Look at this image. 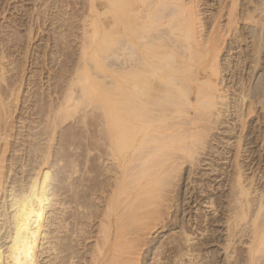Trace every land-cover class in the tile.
<instances>
[{
    "label": "bare ground",
    "instance_id": "obj_1",
    "mask_svg": "<svg viewBox=\"0 0 264 264\" xmlns=\"http://www.w3.org/2000/svg\"><path fill=\"white\" fill-rule=\"evenodd\" d=\"M199 7L198 0L102 3L97 35H89L84 44L86 51L96 43L97 64H79L77 76L54 112V125L43 132L48 143L30 145L26 157L30 168L21 187H13L19 200L12 201L11 207L20 209L14 219L6 217L1 222L7 237H0V250L6 246L11 251L5 258L8 262L27 264L35 244L34 264H143L149 248L145 236L159 224L153 223L156 219L151 215L169 193L170 201H180L179 189H169L173 179L188 159L201 152L198 149L209 141L213 128L209 124L212 115L222 112L217 108L222 97L217 78L223 41L214 32L206 37L199 30ZM93 104L103 114L105 139L70 138L81 148L71 154L69 138L59 134L60 141L52 150L55 126ZM1 131L0 141L6 138ZM95 145L99 153H91ZM101 145L105 150L99 149ZM5 149L0 154V196L5 191V167L11 166L4 164ZM105 159L112 161L111 175L100 178L106 173L101 168ZM241 169L237 163L236 198L241 205L235 213L237 225L250 211ZM44 209L49 216L42 215ZM263 211L261 204L252 215L259 219ZM6 215L5 208L1 216ZM21 221L29 222V230ZM43 230L47 232L44 238ZM39 239L41 245L46 239L43 250H36ZM253 239L250 264H262V255L257 253L263 252L259 249L264 245L263 221L254 222ZM192 255L189 262L193 263L197 255L194 259ZM3 260L0 258V264Z\"/></svg>",
    "mask_w": 264,
    "mask_h": 264
},
{
    "label": "rangeland",
    "instance_id": "obj_2",
    "mask_svg": "<svg viewBox=\"0 0 264 264\" xmlns=\"http://www.w3.org/2000/svg\"><path fill=\"white\" fill-rule=\"evenodd\" d=\"M198 1L202 19L198 23L199 30L206 37L214 32L223 41L218 60L220 73L214 78L219 79L222 95L217 106L220 110L215 112H222L212 115L213 123L209 124L214 129L207 137L209 141L198 149V153L201 152L188 159L177 179H173L169 189H179L180 201H170L169 193L158 203L157 213L151 215L156 219L153 223L159 224L145 236L149 248L143 264H205V261L206 264H250L253 225L255 221L264 222V211L262 217L260 214L259 219L254 218L259 205H264V0H235L238 5L233 11L234 0ZM103 2L105 0H0V131L6 137L0 141V154L6 147L4 164L11 165L10 169L5 167L3 175L0 237H7L1 229L2 219H14L20 209L17 205L11 207L12 201L19 200L13 195V187H21L30 168V162L26 161L30 145L48 143L49 138L43 132L54 125V112L58 111L67 88L77 76L79 64L85 62L88 67L97 64L96 43L86 51L84 44L89 35L94 37L98 30ZM107 79L110 82L111 78ZM97 109L93 104L84 111L78 109L80 112L76 115L64 117L63 122L55 126L51 149L60 141L59 134L69 138L71 154L81 151L75 142L71 143L77 135L76 140L81 137L79 141L105 139L103 114ZM95 146L91 153L99 151ZM102 147L105 150V145L99 149L103 150ZM111 162H103L104 171L101 170L106 173L100 178L111 175ZM237 163L242 166L250 207L246 219L238 225L235 219L241 205L236 198ZM5 208L7 215L2 217ZM49 214L47 209L42 212L44 217ZM21 222L29 230V222ZM42 233L44 238L47 232ZM206 240L210 243L206 244ZM45 243L46 239L42 245L39 239L36 250H43ZM34 247L35 244L29 250L27 264H34ZM259 249L263 252L257 255H262L264 264V245ZM185 253L188 254L183 255ZM11 254L6 246L0 250L3 264H16L5 259ZM190 255L193 259L197 255L193 263L189 262Z\"/></svg>",
    "mask_w": 264,
    "mask_h": 264
}]
</instances>
